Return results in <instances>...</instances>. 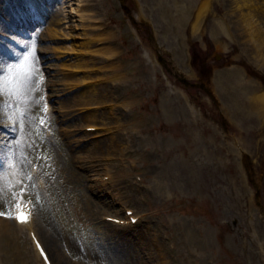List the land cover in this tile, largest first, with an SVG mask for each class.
<instances>
[{"label":"rangeland","instance_id":"rangeland-1","mask_svg":"<svg viewBox=\"0 0 264 264\" xmlns=\"http://www.w3.org/2000/svg\"><path fill=\"white\" fill-rule=\"evenodd\" d=\"M35 2L0 0V213L21 193L52 264H264V131L256 132L264 125L244 117L239 85L264 92V64L241 53L229 0H86L92 11L78 14L70 13L72 0ZM201 4L192 33L184 19L194 20ZM54 8L65 17L56 37L46 19ZM217 22L226 37L212 33ZM79 23L112 30H95L103 45L91 46L108 48L93 56L72 48L90 43ZM64 53L90 57L96 67L66 66ZM234 68L240 76L225 91L214 71ZM22 80L32 85L26 93ZM197 81L210 95L192 87ZM89 86L101 90L83 98ZM45 100L54 112L42 122ZM91 112L100 136L86 131ZM107 169L113 182L101 181ZM124 204L144 212L135 229L98 219ZM0 264L41 263L23 234L0 241Z\"/></svg>","mask_w":264,"mask_h":264},{"label":"bare ground","instance_id":"bare-ground-1","mask_svg":"<svg viewBox=\"0 0 264 264\" xmlns=\"http://www.w3.org/2000/svg\"><path fill=\"white\" fill-rule=\"evenodd\" d=\"M37 0H29V3H33L34 7H38V5L36 4ZM56 1V0H55ZM71 1V0H66ZM75 3H69L68 7L70 8V13H72L73 10H75V12H79L80 13H85V12H89L92 11V8H90L87 5H83L82 3L86 0H72ZM62 3L65 2V0H61ZM178 1H175V3ZM174 3V6L177 7V4ZM75 5L76 8H73L72 6ZM205 5V4H204ZM83 6V7H81ZM67 7V8H68ZM203 4H201L200 6V10L201 12L198 13V15L196 16V18H194V20H190L189 22L186 21V19H184V23H188L190 30L192 31V33H195L199 30L200 27V22L202 17H203ZM228 7L229 9H227V15L228 17H230V22L228 23L231 30L234 29L235 31V37H237L238 43L241 42L242 46V52L241 53H246L251 59L254 60V63L258 64L260 63V66H262L264 64V0H229L228 3ZM46 9V7H41L39 9V12H42L44 14V11H42L43 9ZM57 9L54 8L50 10L49 16L46 17V19H49V25H48V29L50 31V35H52V37H56L58 30L54 27L56 26L62 19H64V15L63 13L56 12ZM180 12H182L181 9H179ZM59 13V15H58ZM48 14V13H46ZM46 16V15H45ZM81 18V16H80ZM180 20V19H179ZM178 20V21H179ZM55 22V25H52L50 23ZM80 24V23H79ZM78 24V25H79ZM79 26H81L84 30L83 33H87L90 32V36L88 39H91L92 42H75L73 41L72 43H70V46L74 49H78L77 51H86L89 52L91 56H93L92 54H99L102 53L103 50L107 49L108 47L105 46H101L99 47L100 49L96 48H92V43L94 42V40L98 39V40H102L98 35H96V32H92L91 30V26L89 27V30L87 29V25H82L80 24ZM99 30V29H97ZM105 30V29H104ZM219 30V31H217ZM101 31V30H100ZM107 33L113 35V31L110 29L105 30ZM225 31V32H224ZM216 34V37H221L224 36L226 37V28H224V24L223 22H217L216 23V30L213 31L212 29V33ZM226 33V34H225ZM228 36V35H227ZM107 39V41H109L111 38H114L113 36H106L104 37ZM229 39H231L230 36H228ZM216 45L219 44V40H215ZM103 44V43H102ZM113 53V52H110ZM77 56V55H76ZM64 57V63L66 66H72L74 68L80 69V68H84V69H90L92 67H96V66H92L95 64V62L92 61V59L90 57H85V58H77V57H73L68 53H64L63 54ZM114 64V63H113ZM113 64L110 65V67L113 66ZM89 66V67H88ZM96 69V68H95ZM236 70L234 71H230L232 69H229L226 73L221 74V72L218 71H214V77H216V82L218 84H220L222 86L223 89L228 90L227 87V83H229V79L234 78L235 76H240L238 75L240 73V69L238 68H234ZM68 77V74H67ZM85 78H90L88 76H86ZM95 78H99V76H96ZM94 78V79H95ZM74 80V79H73ZM91 80V79H88ZM98 79H96L95 81H97ZM118 80V79H116ZM230 84V83H229ZM239 85L240 88H242L243 90V94L246 96V100H243L241 103V107L242 109L245 111V115L244 117H246L247 115H254V117L256 118V121L258 122V125H264V92L259 93V92H255V91H245L247 90L246 87V82L243 80V83L240 84L239 81ZM32 85L31 82H29L28 80H24V86H23V91L26 93L31 89ZM101 89H98L96 86H89L87 87L85 90H83L80 95L84 97H87L89 99H92V95H97L98 91ZM103 97V96H102ZM245 102V103H244ZM30 105H32L31 103H28V107H30ZM79 105H86V104H79ZM73 110L76 109H71L69 111V113H71ZM224 112L226 114H231L230 112V108L225 107ZM96 113L95 112H91L90 114H88L86 116V120L87 122H85V124H95V119H96ZM89 122V123H88ZM23 130V127H22ZM264 131V127H260L259 131H256L258 134ZM110 142L113 143L114 140V134L113 132L110 133V136L108 138ZM209 140H211V137H208ZM0 142H2V139H0ZM99 142V141H98ZM117 143V142H116ZM118 145V144H117ZM5 153L4 150L2 151L0 149V161L2 159V157H4ZM18 164V163H17ZM17 168V167H16ZM15 168V169H16ZM19 197V196H18ZM32 214V213H31ZM38 217V216H36ZM34 216H32L31 222L27 223V224H21V225H17L16 227H27L28 231L30 229H33L35 232V235H37L36 232V224H35V218ZM23 231H16L14 232L13 226L12 224H10L9 220H5L3 218L0 219V241H4L6 243L7 242H18L19 238H20V234H22ZM20 254V248L18 247V245L16 246V249L14 250V252H12V256L13 255H19ZM35 254L36 257L42 262L41 258L39 257L37 251L35 250Z\"/></svg>","mask_w":264,"mask_h":264},{"label":"snow or ice","instance_id":"snow-or-ice-1","mask_svg":"<svg viewBox=\"0 0 264 264\" xmlns=\"http://www.w3.org/2000/svg\"><path fill=\"white\" fill-rule=\"evenodd\" d=\"M26 59H27V57H26ZM27 77L25 76V79H26ZM24 86V80H22L21 82H20V84H19V87H23ZM0 215H5L4 213H0ZM16 218L19 220V221H21V222H23V221H25V220H27L28 219V213L24 210V205H23V203L21 202L20 204H18L17 205V213H16Z\"/></svg>","mask_w":264,"mask_h":264}]
</instances>
